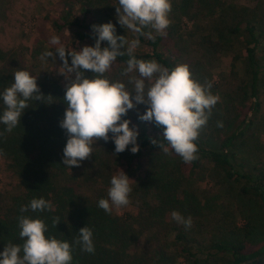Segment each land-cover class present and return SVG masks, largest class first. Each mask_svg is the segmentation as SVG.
<instances>
[{
    "label": "trees",
    "instance_id": "trees-1",
    "mask_svg": "<svg viewBox=\"0 0 264 264\" xmlns=\"http://www.w3.org/2000/svg\"><path fill=\"white\" fill-rule=\"evenodd\" d=\"M57 1V14L45 20L63 41L66 34L70 36L64 44L69 52L94 45L92 25L111 22L116 35H127L117 21L112 0ZM250 1V5H245L236 0H170L171 23L165 30L157 32L147 27L143 34L128 30L139 40V49L133 52L137 59L155 60L169 69L186 64L192 78L205 85L208 84L206 75L220 65L231 40L241 39L245 45L243 73L221 76L220 84L210 89L219 100L196 141L198 159L186 163L180 157L175 166L163 164L168 176L166 181L154 180L157 178L154 174L158 173L153 164L150 170L149 167L145 170L148 155L152 156L149 162L153 163L155 156L156 160H161L165 148H171L162 138V127L138 119V114L146 110L143 104L136 105L123 117L130 120V127L135 125L138 130L137 153L130 151L131 145L124 152L115 153L111 139L100 140L99 147L92 153L95 154L93 161H99L97 154H102L106 174H101L99 168L91 172L89 159L81 161L79 167H66L62 161L68 137L66 130L60 127L66 108L63 99L66 86H62L60 78L48 67L28 63L21 49H0V93L14 82L16 71L25 70L36 76L43 95L42 100L28 101L29 107L23 111L20 124L11 132L0 123V157L8 163L21 189L19 196L0 208V252L9 244L23 245L19 217L27 216L45 222L46 237L70 243L71 264H211L214 260L222 264H264V236L255 238L252 217L243 214L245 208L252 205L264 220V156L257 158L252 149H248L261 113V94L264 95V0ZM182 18L191 25L185 26V34L179 29ZM107 46V41L101 42V47ZM127 47L126 54L118 57L106 75L111 80L124 82L131 90L133 85L128 84V77L121 75L129 58ZM67 58L71 63L70 56ZM4 110L0 97V115ZM209 134H214L215 145L206 144ZM153 139H158L161 146L154 145ZM242 147L250 153H240ZM205 166L217 172L229 186L235 200L234 209L241 213L244 224L229 223L224 229L229 236L200 242L193 222L186 228L173 220L171 213L178 211L185 218H198L207 207L201 206L197 196L190 192L183 191L182 199L178 197L181 176L191 177ZM119 170L132 180L130 201L137 195L144 197L147 187L159 189L156 191L158 204L147 215L120 217L113 209L106 213L98 206L101 198H108L111 177ZM105 175L109 176L108 180ZM151 180L154 186L148 185ZM39 198L49 201L51 208L20 211L22 206ZM57 217L59 223L54 225ZM208 223L209 219L207 227ZM85 226L93 231V253L83 251L82 246L75 243L79 230Z\"/></svg>",
    "mask_w": 264,
    "mask_h": 264
},
{
    "label": "clouds",
    "instance_id": "clouds-1",
    "mask_svg": "<svg viewBox=\"0 0 264 264\" xmlns=\"http://www.w3.org/2000/svg\"><path fill=\"white\" fill-rule=\"evenodd\" d=\"M118 4V23L134 33L143 34V29L147 27L162 32L171 23L170 0H118ZM91 28L94 45L84 46L79 51L69 52L64 47L56 50L66 70L65 77L70 81L65 88L63 99L66 108L60 122V127L66 130L68 137L63 149V164L69 169L79 167L81 161L92 156L93 145L97 140L107 142L111 139L115 153L124 152L129 145L132 146L130 151L137 153L138 130L135 125L130 127V120L123 117L139 104L145 105L146 110L138 114V119L162 127V138L175 154L186 163L198 159L196 141L219 100L218 96L211 93V84H201L193 79L186 64L169 69L155 60L137 59L133 52L139 46V40L129 42L124 35H116V28L111 22L92 25ZM102 41H107L108 46L101 47ZM52 42L56 43L57 40L54 38ZM126 44L129 58L121 75L128 77V84L133 85L131 90L124 82L111 80L106 75L118 57L126 54ZM44 56L51 57L53 53L46 52ZM69 56L70 66L66 58ZM89 72L92 75L88 76ZM0 97L5 105L0 123L11 132L20 124L23 111L29 107L28 101L42 100L43 95L40 94L36 76L18 70L14 73V82L0 93ZM151 142L161 146L158 139ZM130 181L119 170L118 174L111 177L108 198H101L98 206L110 213L112 206L128 205L132 192ZM29 208L32 211H44L50 209L51 204L43 198L33 199L20 211L26 212ZM171 217L186 228L192 226L190 216L185 218L178 211H173ZM58 223L57 217L53 224ZM19 228V236L24 239L23 245L9 244L4 247L3 252H0V264H71L72 246L67 240L46 237L47 225L42 219L21 216ZM92 237V229L85 226L79 230V238L75 243L80 244L83 251L93 253Z\"/></svg>",
    "mask_w": 264,
    "mask_h": 264
},
{
    "label": "rangeland",
    "instance_id": "rangeland-1",
    "mask_svg": "<svg viewBox=\"0 0 264 264\" xmlns=\"http://www.w3.org/2000/svg\"><path fill=\"white\" fill-rule=\"evenodd\" d=\"M242 4L250 5V0H236ZM58 4L57 0H0V49L4 51L12 49H21L24 53L25 59L28 63H35L39 67H48L55 76L60 78L62 86H66L70 81L66 79V70L63 67V62L60 60L56 50L59 47L65 48V42H67L69 35L62 37L64 41L56 35L50 28L49 24L46 22L45 18L49 16L56 15V6ZM112 5L119 7L118 0H112ZM190 27V23L182 18L181 25L179 27L180 33H186V27ZM127 33L125 36L127 41L134 40L131 32L128 33L127 29H124ZM57 42L53 43V39ZM79 46V44H77ZM125 46H128L127 44ZM137 47L135 50H138ZM140 49H142L140 47ZM245 45L241 39H232L230 47L222 55L220 65L211 70L210 73L206 75L208 84L213 86L220 84L221 76L226 77L232 75V73H237L241 75L243 73V59ZM143 50V49H142ZM46 52H52L53 56L45 57ZM43 57V58H42ZM67 58V57H66ZM68 59V58H67ZM69 66L71 65L68 59ZM262 108L257 123L254 128L255 135L251 138L249 142V148L252 149V153L261 158L264 156V95L261 94ZM253 133V131H252ZM214 134H209L206 136V144L215 145L216 139ZM100 140H97L93 145V151L97 150L99 147ZM99 150V149H98ZM240 153H250L245 150V147L240 148ZM157 155V154H153ZM161 160H156L157 156L153 160V163L149 162L152 156L147 157L145 170L151 166H155L157 169L154 174L157 177L154 180H167L168 176L166 174L163 164L167 166H175L180 161V156L175 154L174 151L167 150L161 154ZM95 154H93L88 162V169L91 172L99 168L100 173H107L104 169L102 154L97 157L99 161H93ZM245 156V155H244ZM254 159V158H253ZM156 162L157 164H154ZM167 163H172L167 165ZM6 161L0 157V208H4L13 197L19 196L21 189L17 178L8 169ZM99 164V167H98ZM146 175V174H145ZM107 176V175H105ZM104 176V177H105ZM144 176V175H143ZM106 178V177H105ZM109 176H107V180ZM154 181H148V185L154 186ZM102 184V183H101ZM157 188L145 189L144 197L143 195H137L132 201L126 206L116 207L112 206L113 212L124 217L126 214H130L134 217H139L141 214L147 215L148 211L158 204L156 200ZM190 192L197 196L198 201L201 206H207L203 208L200 212L199 217H191L193 225L196 230L199 231L200 242H206L214 240L215 238H220L221 236H229L230 234L224 229H227V225L236 224L237 226H243L244 219H242L241 213H238L234 209L233 194L229 186L225 184L223 179L214 172L209 167H203L193 176H181L179 187H178V197L182 199V192ZM214 205L217 209L214 210ZM207 208H212L213 210H208ZM248 218L252 217V221L256 226L255 238L264 236V220L261 214L253 207L248 205L245 208L244 213ZM169 218V215L167 216ZM209 219L208 227L206 226V220ZM200 222V223H197ZM205 224V227H202ZM222 230L220 231V229ZM225 262V261H224ZM219 260L211 261V264H222Z\"/></svg>",
    "mask_w": 264,
    "mask_h": 264
}]
</instances>
